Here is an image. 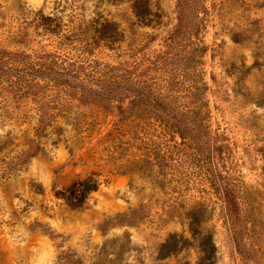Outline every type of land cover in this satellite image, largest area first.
<instances>
[{
    "label": "rangeland",
    "instance_id": "1",
    "mask_svg": "<svg viewBox=\"0 0 264 264\" xmlns=\"http://www.w3.org/2000/svg\"><path fill=\"white\" fill-rule=\"evenodd\" d=\"M0 264H264V0H0Z\"/></svg>",
    "mask_w": 264,
    "mask_h": 264
},
{
    "label": "trees",
    "instance_id": "2",
    "mask_svg": "<svg viewBox=\"0 0 264 264\" xmlns=\"http://www.w3.org/2000/svg\"><path fill=\"white\" fill-rule=\"evenodd\" d=\"M56 80H62V79H56ZM108 83V82H107ZM106 82L101 83L102 86H106ZM64 84V83H61ZM109 85L113 87L114 89L116 88H125L128 92H131L132 88L136 90L137 93H134L132 97V102L137 103V106L139 107L140 110H147L150 112V114H155L156 116L160 117L162 120H167L169 123L174 124L175 126L179 127L182 130L183 137L186 138L188 136H193L195 138V135L192 133V130L190 129V124L193 123L191 120L190 122L183 123L184 118L186 117L185 115L181 114V117L183 119H178L175 115H171V117H168V109L172 108L173 110H176L174 107L170 105L166 101V99L155 92H153L151 89L147 88L144 85L137 84L135 82L129 81V80H124V81H119L116 83L110 82ZM107 85V86H109ZM99 93V92H98ZM93 93V96H99L100 93ZM105 92H103L104 94ZM83 96L80 97L81 100H84L85 96L88 95V92L83 91L82 92ZM110 93L108 92L107 95ZM91 95V93H90ZM113 96V93H112ZM97 98V97H96ZM132 108V107H131ZM189 129V130H188Z\"/></svg>",
    "mask_w": 264,
    "mask_h": 264
}]
</instances>
